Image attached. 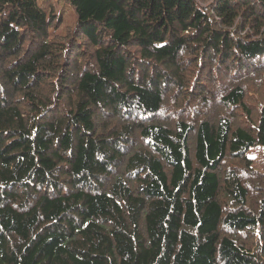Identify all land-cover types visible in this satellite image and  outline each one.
Returning a JSON list of instances; mask_svg holds the SVG:
<instances>
[{"label": "trees", "instance_id": "trees-1", "mask_svg": "<svg viewBox=\"0 0 264 264\" xmlns=\"http://www.w3.org/2000/svg\"><path fill=\"white\" fill-rule=\"evenodd\" d=\"M252 149L264 0H0V264H264Z\"/></svg>", "mask_w": 264, "mask_h": 264}, {"label": "rangeland", "instance_id": "rangeland-1", "mask_svg": "<svg viewBox=\"0 0 264 264\" xmlns=\"http://www.w3.org/2000/svg\"><path fill=\"white\" fill-rule=\"evenodd\" d=\"M68 9H69L70 14H71V22H72V19H74L73 12H72V9L70 7H68ZM260 150L261 149H252V150H250V155L255 160V166L260 168V169H264L263 163H261V159H260V156L262 154V152H260Z\"/></svg>", "mask_w": 264, "mask_h": 264}]
</instances>
